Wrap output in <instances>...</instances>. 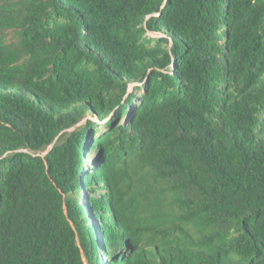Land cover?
Wrapping results in <instances>:
<instances>
[{
    "label": "trees",
    "instance_id": "trees-1",
    "mask_svg": "<svg viewBox=\"0 0 264 264\" xmlns=\"http://www.w3.org/2000/svg\"><path fill=\"white\" fill-rule=\"evenodd\" d=\"M0 264H264V0H0Z\"/></svg>",
    "mask_w": 264,
    "mask_h": 264
},
{
    "label": "rangeland",
    "instance_id": "rangeland-1",
    "mask_svg": "<svg viewBox=\"0 0 264 264\" xmlns=\"http://www.w3.org/2000/svg\"><path fill=\"white\" fill-rule=\"evenodd\" d=\"M155 36V35H154ZM154 36H152V35H150V37L151 38H153ZM155 37H158V36H155ZM130 92L132 93V92H134V89L133 88H131L130 89ZM137 95L139 96L140 95V93H137ZM90 120H91V118H89ZM94 122H96L97 120H93ZM127 120H125L124 122H126ZM98 122V121H97ZM98 124H99V128H100V130H102V131H105V126H104V124H102V123H100V122H98ZM89 162H90V165L89 166H85V169H89L90 171H92V170H94V168H96L100 163L99 162H96V161H92V159H89Z\"/></svg>",
    "mask_w": 264,
    "mask_h": 264
},
{
    "label": "water",
    "instance_id": "water-1",
    "mask_svg": "<svg viewBox=\"0 0 264 264\" xmlns=\"http://www.w3.org/2000/svg\"><path fill=\"white\" fill-rule=\"evenodd\" d=\"M121 120H119V122H120Z\"/></svg>",
    "mask_w": 264,
    "mask_h": 264
}]
</instances>
